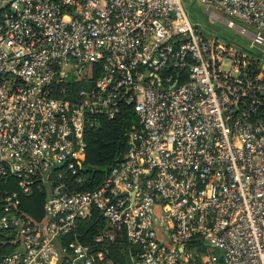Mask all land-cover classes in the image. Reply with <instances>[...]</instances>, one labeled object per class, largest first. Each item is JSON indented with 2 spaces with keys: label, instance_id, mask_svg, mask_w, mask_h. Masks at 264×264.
<instances>
[{
  "label": "built area",
  "instance_id": "2783aa9c",
  "mask_svg": "<svg viewBox=\"0 0 264 264\" xmlns=\"http://www.w3.org/2000/svg\"><path fill=\"white\" fill-rule=\"evenodd\" d=\"M198 1L253 44L183 0H0V264H264V0ZM126 107L127 151L80 190L86 130Z\"/></svg>",
  "mask_w": 264,
  "mask_h": 264
},
{
  "label": "trees",
  "instance_id": "16d2710c",
  "mask_svg": "<svg viewBox=\"0 0 264 264\" xmlns=\"http://www.w3.org/2000/svg\"><path fill=\"white\" fill-rule=\"evenodd\" d=\"M137 122V116L133 109L126 107L117 119L101 118L99 125L86 130L87 150L82 170L86 182L78 186L80 190L91 189L103 181L111 167L127 151L126 130L132 125H136ZM44 200V194L35 193L24 199V207L35 218H41ZM93 221L85 220L80 224L79 237L84 243H91L98 230L97 224ZM111 253V256H115L121 263L124 262L125 254L119 249L118 244L111 248Z\"/></svg>",
  "mask_w": 264,
  "mask_h": 264
},
{
  "label": "rangeland",
  "instance_id": "374dc122",
  "mask_svg": "<svg viewBox=\"0 0 264 264\" xmlns=\"http://www.w3.org/2000/svg\"><path fill=\"white\" fill-rule=\"evenodd\" d=\"M184 5L187 9L191 22L196 26L206 38H221L226 43L238 42L246 47L253 44V40L250 37L243 36L238 30L227 27L223 22H212L208 10L211 7H207L205 4L200 3L198 0H183ZM240 23V22H239ZM263 50L260 54L264 56V47L254 45V49L250 50L249 53L254 54L255 52ZM62 164V163H58ZM201 250L213 254L217 257L221 256V252L217 249H213L205 244H194Z\"/></svg>",
  "mask_w": 264,
  "mask_h": 264
}]
</instances>
